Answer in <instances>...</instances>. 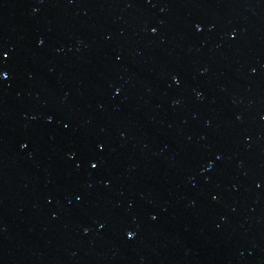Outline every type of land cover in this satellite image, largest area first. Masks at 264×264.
Returning a JSON list of instances; mask_svg holds the SVG:
<instances>
[{
  "label": "water",
  "instance_id": "obj_1",
  "mask_svg": "<svg viewBox=\"0 0 264 264\" xmlns=\"http://www.w3.org/2000/svg\"><path fill=\"white\" fill-rule=\"evenodd\" d=\"M0 72V264H264V0H0Z\"/></svg>",
  "mask_w": 264,
  "mask_h": 264
},
{
  "label": "snow or ice",
  "instance_id": "obj_2",
  "mask_svg": "<svg viewBox=\"0 0 264 264\" xmlns=\"http://www.w3.org/2000/svg\"><path fill=\"white\" fill-rule=\"evenodd\" d=\"M153 31H155V29H153ZM4 55L6 56L7 53H5ZM4 76H6V73L0 72V77H4ZM67 127H68V125H65V128H67ZM97 166H98L97 164H92V165H91V167H92L93 169H95ZM77 199H79V197H77ZM133 235H134V234H133L132 232H129V233H128V237H129V238H132Z\"/></svg>",
  "mask_w": 264,
  "mask_h": 264
}]
</instances>
